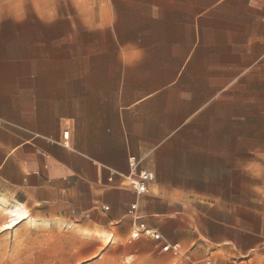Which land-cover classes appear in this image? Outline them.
Returning <instances> with one entry per match:
<instances>
[{"label":"crops","instance_id":"crops-1","mask_svg":"<svg viewBox=\"0 0 264 264\" xmlns=\"http://www.w3.org/2000/svg\"><path fill=\"white\" fill-rule=\"evenodd\" d=\"M106 11L85 38L0 4V261L99 264L150 242L165 264H264V0Z\"/></svg>","mask_w":264,"mask_h":264},{"label":"rangeland","instance_id":"rangeland-1","mask_svg":"<svg viewBox=\"0 0 264 264\" xmlns=\"http://www.w3.org/2000/svg\"><path fill=\"white\" fill-rule=\"evenodd\" d=\"M119 0H0V4H9L11 10L16 12L17 17H31L33 18H48L50 20L59 21L57 25L62 32L60 35H68L67 30L63 31L62 28L68 29L69 26H73L76 30L75 33L81 34L83 37H88L91 31L88 30L96 21L102 16L106 15L109 6L115 4L118 7ZM120 4V2H119ZM6 5H2V11L5 10ZM14 9H16L14 11ZM63 26V27H62ZM58 27V29H59ZM10 205V202H8ZM18 240L25 242H49L50 236H35L25 235L24 233ZM58 238L54 237V241L57 242ZM6 245L12 241L2 239ZM16 241V240H14ZM114 251H109L104 256L103 260L99 264H165L158 255V248L154 247L153 243L143 242V256L132 257H116ZM9 255H13L10 259ZM25 251H13L10 249L7 252V256L3 259L2 264H32L33 261L25 258ZM176 257V256H174ZM169 264H180L178 260H173Z\"/></svg>","mask_w":264,"mask_h":264},{"label":"built area","instance_id":"built-area-1","mask_svg":"<svg viewBox=\"0 0 264 264\" xmlns=\"http://www.w3.org/2000/svg\"><path fill=\"white\" fill-rule=\"evenodd\" d=\"M2 122H0V125ZM129 180V185L130 187L137 193V194H143L147 190V183L152 180V176L149 173L143 172V171H138L135 174H130L128 177ZM135 210V206L130 207V211L132 212ZM143 227V226H141ZM147 233L150 237H152L154 240H161V236L154 232V231H144ZM134 238L138 237V232L133 235ZM163 251L170 250L173 252L174 255H178V248L176 246H169V245H164L162 247Z\"/></svg>","mask_w":264,"mask_h":264},{"label":"bare ground","instance_id":"bare-ground-1","mask_svg":"<svg viewBox=\"0 0 264 264\" xmlns=\"http://www.w3.org/2000/svg\"><path fill=\"white\" fill-rule=\"evenodd\" d=\"M13 212V211H12ZM10 213V212H9ZM16 213V212H15ZM12 214V213H11ZM14 214V213H13ZM13 221V220H12ZM11 222V221H10ZM15 223V222H14ZM14 223H11L10 225H8L9 227H11L12 225H14Z\"/></svg>","mask_w":264,"mask_h":264}]
</instances>
